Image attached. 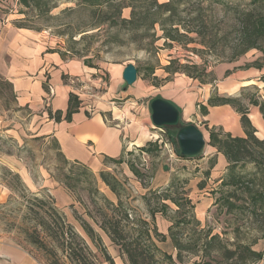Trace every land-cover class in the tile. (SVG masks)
Segmentation results:
<instances>
[{"label": "rangeland", "instance_id": "1", "mask_svg": "<svg viewBox=\"0 0 264 264\" xmlns=\"http://www.w3.org/2000/svg\"><path fill=\"white\" fill-rule=\"evenodd\" d=\"M222 1L230 9L212 0L203 3L206 33L215 38L216 48L211 49H208L201 39H196V34L192 32L182 31L185 36L180 37V42L167 40L159 25L147 31L146 26L140 30H131L125 26L112 27L106 22L100 28L91 29L88 25L94 19H101V15L99 13L94 15L87 7L77 8L78 0H61L51 16L42 17L19 5L17 0H0V14L10 15L14 22L24 21L25 24L46 31L50 39L56 43V47L63 49L69 56L86 57L96 62L134 64L140 69L138 76L147 88L148 97L145 100L148 101L160 95L163 86L177 78L187 81L191 79L193 85L211 88V93L214 88L209 81L216 78L217 92L220 95L242 96L245 102L248 97L261 98L260 88L256 85L241 88L234 94L225 93L222 88L221 92L217 86L220 80H224L232 72L243 70L245 65L254 64L257 60H264L263 53L258 48H253L242 56H232L237 47L238 49L242 47V43L238 33L231 26L234 19L242 15L246 9L247 0ZM124 3L128 6L130 1L126 0ZM70 7L76 9L64 11ZM130 12L131 9L126 7L123 16L129 18ZM261 44L264 46V40ZM169 66L171 70L167 71L166 67ZM195 66H198V69ZM203 67L207 70L202 78H193L184 72L198 75ZM229 70L230 73L227 72ZM202 80L208 82L202 83ZM12 105L7 110L9 115H13L15 110ZM0 110H5L3 99H0ZM192 120L204 128L203 119L195 117ZM193 121L189 122L194 123ZM182 122L188 123L183 118ZM154 130L158 139L162 140L161 142L159 140L160 146L157 148L153 146L152 152L148 155L139 149H133L126 155L127 160H131L144 172L142 181L133 174L127 163L109 164V169H104L120 180L121 199L124 204L134 208L131 210L132 213L151 219L149 207L143 196L148 194L151 206L158 208L160 205L156 202L155 196L150 194V190L165 188L173 182L175 188L172 187L171 192L178 198L185 193L189 195L195 205L194 216L199 221L198 224L188 223L176 229L184 241L188 239L195 243L200 237V231L204 230L212 235H219L230 249H235L240 244L251 246L262 255V259L250 264H264V196L261 195L264 194V179L258 175L251 186H223L222 179L227 173L228 163L224 169H215L217 154L211 153L208 144L211 131L214 129L207 128L205 131L207 144L202 154L190 159L178 155V146L170 139L167 130H160L156 126ZM215 161L216 164L213 166ZM239 170L245 173L244 175L251 174L254 166L248 163L246 166H240ZM8 171L19 173L27 189L23 187L24 185L18 184L13 174ZM100 172H94L93 175L82 166L66 163L59 157L51 139L23 137L20 140L10 134L1 135L0 238L10 239L19 244L30 251L41 264H54L56 261L60 264H111L106 251L113 257L115 264H129L126 256L121 255L119 247L100 227L103 207L111 213V208L105 206L103 197L117 202V195L102 181ZM66 183L70 184L72 189L67 187ZM32 193H38L41 197L54 196L59 208L79 232L82 239L77 238L73 241L79 256L77 262L70 259V249L65 250L44 233L41 236L48 244L46 249L29 242L26 230L31 227L28 207L32 201ZM228 199L232 205L228 204ZM168 203L170 205L168 211L158 212L155 219L159 232L167 236L172 219L177 215V206ZM75 209L91 223L101 237V242L95 243L85 233L75 218ZM89 211L92 212L94 219L89 217ZM158 245L163 251L170 252L176 257L177 251L175 248L172 249L173 242L169 236L165 241L158 242ZM184 254L188 264L201 261L202 252L198 255ZM212 255H216L215 252ZM211 259L213 258H205ZM221 261L227 263L224 257Z\"/></svg>", "mask_w": 264, "mask_h": 264}, {"label": "trees", "instance_id": "2", "mask_svg": "<svg viewBox=\"0 0 264 264\" xmlns=\"http://www.w3.org/2000/svg\"><path fill=\"white\" fill-rule=\"evenodd\" d=\"M17 1L19 5L34 11L38 17H42L51 16L52 11L58 7L59 1L61 0ZM125 1L126 0H78L77 8L87 7L93 11L94 15L97 13L101 15V19H94L93 22L88 25L91 29L100 28L106 22H109L112 27L125 26L131 30H140L146 26L147 31L153 30L156 25H159L167 40L180 42V37L185 36L183 32H192L196 34V39H201L208 49L216 48L215 38L210 37L208 32L206 33L207 23L203 19V3L206 0H166L164 2L159 0H129L130 4L128 6H125ZM212 1L222 4V6H227L225 2L224 4L222 3V0ZM246 6L242 15L235 18L231 26V28L238 33V37L242 43V47L239 49L237 47L232 56H242L249 50L258 48L263 53L264 59V46L261 44V41L264 40V0H247ZM126 7L131 9L129 18L123 16V11ZM75 9L76 8L70 7L64 11H73ZM228 9H230V7H228ZM14 23L21 28L42 31L25 24L24 21L16 20ZM85 60L91 64V62L88 61L90 59L87 58ZM244 67L262 69L264 67V60H257L254 64H248ZM195 68L198 69V66H195ZM166 70L170 71L171 67H166ZM206 70L207 68L203 67V70H201L198 75L190 72L188 73L187 71L184 72L190 77L202 78V76L206 74ZM227 72L230 73V70ZM139 73L140 69L138 68V74ZM64 80L66 82L69 81V77L64 76ZM261 80H264V76L261 77ZM201 82L207 83L208 81L202 80ZM209 83L213 85L214 91L208 99V105L212 107L222 105L232 106L241 115V123L246 134L244 137H238L230 133H225L222 129H214L211 131L208 144L216 148L217 152L222 153L228 162L227 173L222 179V185L233 187H238L240 185L251 186V184L254 183L255 177H258V175L264 179V139H260L257 136V129L249 117V110L250 106H258L264 118V99L253 96L248 97L247 102H245L242 96L220 95L217 92L216 78H212ZM0 99L4 100L5 109H10L12 104V106L17 109L16 93L13 84L1 75ZM81 106L82 100L79 95L72 92L70 94L67 112L64 114L62 111L53 112L49 110V116L56 121L62 119L70 120L72 115L80 110ZM200 108L203 113H207L208 106L200 104ZM159 129L167 130V132L170 133V139L177 144L176 130L165 127ZM51 140L58 150L59 157L66 163L82 166L91 174H95L89 167L80 161L68 159L62 152L58 141L56 139ZM153 146L154 148L160 146L159 140L150 141L145 146L140 147L139 150L148 155L152 152ZM130 152H128L127 155L130 154ZM177 153L184 159L195 158L202 154L194 157L182 156L178 147ZM105 163L107 165L127 163L133 174L141 181L145 176L144 172L135 163L126 159V154H123L119 159L107 157ZM248 163L254 166V170L253 173L244 175L245 173L240 172L239 167L243 165L246 166ZM215 164L216 161L213 162V166ZM8 172L13 174L18 184H21V186L24 185L23 187L27 189L19 173H13V171ZM100 177L117 195V202L105 196L103 197L105 206L107 205L111 208V213L110 211L104 210L103 207L101 219L99 221L100 227L108 234L112 242L119 247L121 255L126 256L129 264H188L184 253L188 255H198L200 252H202L201 261H195L193 264H250L262 259V255L251 246L240 244L237 245L235 249H230L222 242L219 235H212V233L205 232L204 230L200 231V237L196 239L195 243L188 239L184 241L178 235L179 233L176 229L181 228V226H186L188 223L196 222L198 224L199 221L194 216L193 210L195 205L189 195L185 193L181 198H178L171 192V188H175V183L170 182L165 188L150 190V194L155 196L156 202L160 205L158 208L151 206V198L148 194L143 196V200L146 202L151 213V219H147L142 215L132 213L131 210H134V208L124 204L121 199L122 184L115 175L108 170H102L100 172ZM67 187L71 188L72 186L67 184ZM32 194V201L28 207L31 227L26 230L29 242L41 249H46L48 244L41 236V234L44 233L48 238L59 243L65 250L70 249V259L73 260V262H77L79 256L75 251L73 241L77 240V238L80 240L82 239L79 232L75 229L74 225L69 222L64 211L59 208L54 196L47 195V197H41L38 193ZM261 195L264 196V194ZM168 202L177 206V215L172 219L168 235L177 251L176 257H174L173 254L163 251L158 245V242L165 241L168 236L159 232L155 221L156 214L158 212H167L170 208ZM227 202L228 204H233L230 199H228ZM88 214L90 218L94 219L92 212L89 211ZM74 215L89 238L95 243L101 242V237L97 234L91 223L84 219L76 209L74 210ZM213 252H215L216 255L213 256ZM106 254L109 262L115 264L113 257L109 255L107 251ZM206 257H211L213 259L205 260ZM222 257H224L227 263L221 261ZM213 261L216 263H213ZM54 264L60 263L56 261Z\"/></svg>", "mask_w": 264, "mask_h": 264}, {"label": "crops", "instance_id": "3", "mask_svg": "<svg viewBox=\"0 0 264 264\" xmlns=\"http://www.w3.org/2000/svg\"><path fill=\"white\" fill-rule=\"evenodd\" d=\"M85 59L65 54L46 31L18 27L13 17L0 14V75L13 84L17 108L13 115L7 109L0 110V135L10 134L20 140L23 137L56 139L68 159L80 161L95 173L109 169L105 163L107 157L119 159L158 140L150 109L151 101L157 97L173 103L188 123L195 117L203 119L204 128L193 122L204 133L208 128L222 129L238 137L246 135L241 115L232 106L208 105L211 88L193 85L191 79L177 78L148 101L145 100L147 88L139 76L132 85L125 81L124 70L129 63L88 60L89 64ZM262 76L264 67L245 68L232 72L217 86L220 91L222 88L223 92L234 94L241 88L256 85L264 99ZM73 78L91 86L97 96L91 99L85 93L78 94L71 82ZM50 87L54 89L53 95ZM72 92L82 100L80 110L70 120L51 118L49 110L67 112ZM199 104L208 106L207 113L201 111ZM249 117L257 136L264 139V118L258 106H250ZM210 148L212 154H217L215 169H224L227 159L216 148ZM0 264L41 263L19 244L0 238Z\"/></svg>", "mask_w": 264, "mask_h": 264}, {"label": "water", "instance_id": "4", "mask_svg": "<svg viewBox=\"0 0 264 264\" xmlns=\"http://www.w3.org/2000/svg\"><path fill=\"white\" fill-rule=\"evenodd\" d=\"M127 84L132 85L138 78V68L130 63L123 75ZM152 120L158 128L176 130L177 145L182 156L194 157L206 147L205 133L194 123L182 122L181 111L170 101L158 97L151 101Z\"/></svg>", "mask_w": 264, "mask_h": 264}, {"label": "built area", "instance_id": "5", "mask_svg": "<svg viewBox=\"0 0 264 264\" xmlns=\"http://www.w3.org/2000/svg\"><path fill=\"white\" fill-rule=\"evenodd\" d=\"M72 85L74 87V90L78 92V94H87L89 98H94L97 96V93L94 91V89L89 86L86 83H81L78 79H71ZM54 89L53 87H50V94L53 95ZM160 140V139H158ZM162 140H160L161 142Z\"/></svg>", "mask_w": 264, "mask_h": 264}]
</instances>
